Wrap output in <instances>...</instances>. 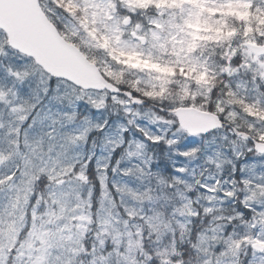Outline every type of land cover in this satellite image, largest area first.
<instances>
[{
  "label": "rangeland",
  "instance_id": "obj_1",
  "mask_svg": "<svg viewBox=\"0 0 264 264\" xmlns=\"http://www.w3.org/2000/svg\"><path fill=\"white\" fill-rule=\"evenodd\" d=\"M39 1L46 13L48 0ZM256 2L262 1L70 0L68 11L84 12L81 27L91 37L84 51L92 56L102 47L101 31L129 58L123 68L113 60L102 66L107 79L129 84L126 92L178 102L173 111H206L195 101L202 96L207 105L211 97L228 122L264 142V58L246 48L264 38ZM235 27L242 28L238 37ZM5 40L0 29V44ZM25 58L0 49V264H144L146 243L171 263L264 264V252L254 248L264 246V202L247 200L251 188L264 185V155L253 142L229 128L179 135L150 102L134 106L126 97L85 91L51 78L32 59L21 67ZM23 68L37 71L36 78L22 83ZM221 77L230 79L219 84ZM233 87L252 101L254 108L244 110L253 116L223 98L219 88ZM93 101L110 102L111 110H97ZM160 141L171 160L168 176V164L150 147ZM196 146V157L184 154ZM45 161V170L59 175L38 203L27 173ZM196 217L201 232L180 251L178 232Z\"/></svg>",
  "mask_w": 264,
  "mask_h": 264
},
{
  "label": "water",
  "instance_id": "obj_2",
  "mask_svg": "<svg viewBox=\"0 0 264 264\" xmlns=\"http://www.w3.org/2000/svg\"><path fill=\"white\" fill-rule=\"evenodd\" d=\"M0 29L6 34L8 43L34 60L51 78L69 82L85 91L123 95L134 106L143 104L132 93L113 87L96 64L65 40L53 27L39 0H0ZM141 42L144 44L145 40L141 39ZM246 48L257 56H264V46L248 43ZM173 113L181 128L192 133L190 136H202L210 128L223 130L226 126L225 123L221 126L214 113L197 108H178ZM243 136L253 142L256 152L264 155V142L247 134ZM254 248L264 252V246L260 244H255Z\"/></svg>",
  "mask_w": 264,
  "mask_h": 264
},
{
  "label": "clouds",
  "instance_id": "obj_3",
  "mask_svg": "<svg viewBox=\"0 0 264 264\" xmlns=\"http://www.w3.org/2000/svg\"><path fill=\"white\" fill-rule=\"evenodd\" d=\"M71 2H75V0H71ZM70 0H48V11L45 13L48 16V19L52 23L53 27L56 28L57 32L60 33L63 37L67 38L70 43L75 44L77 47H80L84 49L85 42L91 41V37H89L88 32H86L81 27V20L84 17V12L79 8L76 7L72 12L68 11ZM118 4V0H117ZM117 13L119 12V5L117 6L116 10ZM61 17L63 20H61ZM75 28L76 31L73 32L72 28ZM0 49H3L5 56H23L24 54L20 52L18 48L13 47L10 43H8L6 40L0 44ZM92 58L95 59L98 63H108L111 64V58L107 55V52L102 47L96 48L95 51L92 52ZM28 62L31 64L30 59L25 58L24 61H21V67H23L24 63ZM38 68V66H36ZM113 67H119L118 65H113ZM37 76V71H33L32 68H23V76H22V83H27L31 80H34ZM109 82L112 83L113 87L120 88V89H126L127 86L122 84L120 80H112L111 78H108ZM262 82H264V73L261 74ZM224 79L221 77L219 79V84H224ZM219 84L217 87H219ZM193 88H195V85H192ZM227 87V85H225ZM220 91H224V88H219ZM142 96V93L140 94ZM139 98V97H138ZM77 101H83L84 97H77ZM74 103L76 101H73ZM151 103L155 107L159 108V112L157 113L159 120H169L175 130L176 133L179 135H192V133L187 132L186 130H182L181 126L176 122L175 116L173 113V109L179 106L178 102L171 101L168 98H165L163 100H158L153 97H147L143 98L142 103ZM186 103L190 104L192 101H186ZM195 103H197L199 106L204 107L206 111L213 112L217 119L220 121L221 126H224V121L227 119L224 113H221L218 111L217 107L215 106L214 100L209 97L208 104L205 105L204 98L197 97ZM93 106L97 110H105L110 111V102L105 103L104 101H101L99 103L93 101ZM42 107L41 105H38V108ZM38 110V109H37ZM227 111V109H226ZM99 126V125H98ZM217 131H219L216 128H210L207 132L203 133L202 136L207 137L211 134H215ZM168 144L172 145L175 144V140H169L167 141ZM201 151L199 146L191 148L189 151L185 152L184 154L186 156L190 157H196L197 154ZM45 156H47V153H45ZM48 167L47 162L41 164H35L34 167L31 169L30 173H27V175H30L29 183L32 185V188L35 190L33 192V195L31 199L35 200L36 202H40L41 200V194L43 193L46 195L45 192V186L50 183L51 181L56 180V175H53L51 172L46 171L45 169ZM66 171H71L70 168L65 169ZM19 179V177H17ZM0 183H3V181H0ZM245 188H248V182L245 183ZM235 195V193H233ZM247 200L250 202H256L261 201L264 202V185L257 184L255 187L250 189V195L247 196ZM210 211V209H209ZM177 255H179L177 253ZM173 264H181V261L175 260L173 261Z\"/></svg>",
  "mask_w": 264,
  "mask_h": 264
},
{
  "label": "trees",
  "instance_id": "obj_4",
  "mask_svg": "<svg viewBox=\"0 0 264 264\" xmlns=\"http://www.w3.org/2000/svg\"><path fill=\"white\" fill-rule=\"evenodd\" d=\"M256 4H257V6H261L262 5V7H263V8L260 9L261 12H259V17L260 18L256 14L254 15L256 17V23H258V21H259V23H261V20H263V17H264V16H262V15H264V5H263L264 3L262 1V2H256ZM216 17L218 18L219 15H216ZM261 24H264V23H261ZM241 29L242 28H239L238 29L237 27H235V32H236L237 37L239 35L237 33H240L241 32ZM99 33H100L101 40L104 42V43H102V41L100 40V43L102 45V48L105 47V50L107 52V55L109 57H111V60H113V62L118 63V65L120 66V68H123L124 67V65H122L123 62L127 61L129 58L126 55L122 54L120 51H118L112 45V42H110L101 33V31H99ZM246 37L247 36H245V38ZM258 38H256V40H257L256 41L257 42L256 44H258V45H264V38H260V39H258ZM246 40L248 41V38H246ZM81 51L83 52V54L91 62H93L94 64H96L99 67L101 73L104 75V71L102 69V66H103L104 63L103 62L98 63L95 59L92 58V56L89 53H87L83 49H81ZM107 80L109 81V79H107ZM124 85H126L127 88L126 89H121V90L122 91H130L129 84L126 82ZM230 94H231L230 96L228 94L226 95L227 99L233 98L234 101H236L238 103L240 102L239 97L236 94V92L234 93V91H233V93L230 92ZM258 112L259 111H255L254 113H258ZM261 116H263V115H261ZM260 139H264V138H260ZM150 147H151V150H152L153 154L156 155V158L158 160H160L162 163H167L168 164V169L165 172V174L168 176L171 173V169H170V166H169V165H171V160H170V158L168 156V149L166 148V142H162V141H160V142H154V143H151V146ZM92 169H93V167H92ZM94 184L96 186L99 185L97 182H94ZM239 204L240 203L238 202V206H239ZM239 207L241 208V205ZM241 210L245 211L246 213L248 211L247 209H244V208H241ZM198 222H200V217L194 218L192 224L188 227V229L185 232H181V231L178 232V234H179L178 235V245H179V249H180V247H182L184 249H188V248L192 247V245H194V243L196 242V238L199 236V234L201 232V230H199V228H198V224H197ZM180 251H182V250L180 249ZM143 252H144V255L142 256L143 257L142 258V263H144V264H168V262H169V264H173V263H171V261L169 259L166 260V259H163L162 257L157 256L153 252L151 246L148 243L145 244L144 249H143ZM189 252L192 253V250L189 251ZM191 253L188 254L190 257L192 256ZM179 257L182 260L185 259V258H182L181 255ZM175 260H179V258L172 259V262L175 261Z\"/></svg>",
  "mask_w": 264,
  "mask_h": 264
},
{
  "label": "flooded vegetation",
  "instance_id": "obj_5",
  "mask_svg": "<svg viewBox=\"0 0 264 264\" xmlns=\"http://www.w3.org/2000/svg\"><path fill=\"white\" fill-rule=\"evenodd\" d=\"M258 57L259 58H264V56L263 57L258 56ZM229 79H230V77H225L224 78V82L227 83L229 81ZM224 89L226 90V92H225L223 98L225 100H228V102L232 103L233 102V98L227 99L226 95L228 94L230 96L231 95L230 92L233 93V91L235 93L236 91H235L234 87H233V90H230L229 88H224ZM236 94L238 95L239 100H240V102L238 103L239 108H238V105L236 106V108H237V110L240 113H247L244 110L245 108H247L249 110L250 109L252 110L254 108L253 104H252V101L249 100V98H245L243 96L242 92H241V94H239V92H236ZM232 104H234V103H232ZM204 112H211V111H204ZM211 113H213V112H211ZM247 115H249L250 117L253 116V115H251L249 113H247ZM224 122L226 124L225 129L229 128V130L232 131L234 133V135H236L237 139L245 140L243 134H247V135H250L252 137L254 135V133H252V135H251V132H250L249 129L247 130V129H244V128H240L237 124L230 123L227 120H225Z\"/></svg>",
  "mask_w": 264,
  "mask_h": 264
},
{
  "label": "snow or ice",
  "instance_id": "obj_6",
  "mask_svg": "<svg viewBox=\"0 0 264 264\" xmlns=\"http://www.w3.org/2000/svg\"><path fill=\"white\" fill-rule=\"evenodd\" d=\"M200 7H202V5H200ZM197 19H198V16H197ZM125 22H127V21H125ZM188 23L191 24L192 21L190 20V21H188ZM261 23H264V20H261ZM155 35H156V34L154 33V36H155ZM193 46H194L193 44H190L189 47L191 48V47H193ZM128 55L136 56V55H138V54L135 53V52H130V53H128ZM152 67H153V68H157V69H159L161 72H171V71H172L171 68H160L159 65H156V64H153ZM191 70H192V71H195L194 68L191 69ZM16 75H17V77H20V74H19V73H16ZM149 95H152V93H149ZM2 97H3V94L0 93V99H2ZM189 130L192 131L193 129H189Z\"/></svg>",
  "mask_w": 264,
  "mask_h": 264
}]
</instances>
